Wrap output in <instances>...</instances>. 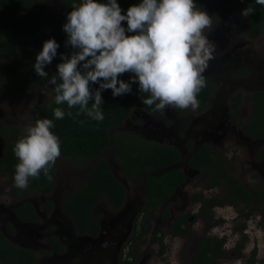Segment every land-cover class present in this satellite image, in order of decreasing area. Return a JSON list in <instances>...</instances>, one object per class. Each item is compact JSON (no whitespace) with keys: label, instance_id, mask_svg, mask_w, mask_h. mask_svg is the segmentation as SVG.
Returning a JSON list of instances; mask_svg holds the SVG:
<instances>
[{"label":"trees","instance_id":"16d2710c","mask_svg":"<svg viewBox=\"0 0 264 264\" xmlns=\"http://www.w3.org/2000/svg\"><path fill=\"white\" fill-rule=\"evenodd\" d=\"M155 2L61 0L59 21L44 43L38 44L36 36L42 20L35 9V0H0V98L25 94L41 84L52 83L48 103L35 113L44 141L0 120V171L14 180L11 194L21 201L36 192L48 194L53 188L57 162L45 142L73 166L96 160L84 185L69 195L64 207L79 233L92 229L97 234L100 225L93 220L96 204L106 200L118 210L126 200L125 184L103 156L114 148L125 175L140 180L149 199L145 215L137 221L126 245V264L137 261L133 245L153 229L148 220L150 211L167 202L164 216H169L168 201L188 179L185 170L176 166L183 157L178 148L122 128L138 107L153 114L162 112L161 101L149 88L148 61L134 29L135 17ZM196 3L223 20L244 19L252 37L263 30L264 0H196ZM247 73L246 68L240 70V74ZM212 92L211 81L206 77L194 79L186 89L188 100L197 111L211 104ZM241 101L242 96H236L233 109ZM251 103L245 131L251 136H264V90H256ZM178 107L181 113L189 111L182 100L178 101ZM232 114L239 115L235 111ZM188 163L201 169L200 183L204 189L220 190L212 197H206L203 191L192 195L193 203H201L195 216L207 219V232L215 225L212 222L215 207L227 204L239 207L241 203H247L248 207L252 203V207L264 206V181L260 191L247 183L242 185L226 167V157L208 145L196 150ZM168 166L173 168L155 174ZM252 213L250 209L246 215ZM17 214L23 220L39 219L29 201H23ZM189 215L178 216L169 232L191 235L194 222L189 221ZM164 236V230L154 231L158 242L163 243ZM50 243L60 252L65 250L56 236ZM224 244L225 238L203 234L190 264H220ZM255 253L250 264L256 261ZM38 261L34 251L16 246L0 232L1 264H38Z\"/></svg>","mask_w":264,"mask_h":264},{"label":"rangeland","instance_id":"374dc122","mask_svg":"<svg viewBox=\"0 0 264 264\" xmlns=\"http://www.w3.org/2000/svg\"><path fill=\"white\" fill-rule=\"evenodd\" d=\"M34 6L42 20L41 31L36 36L37 43L41 44L44 43L61 17V0H35ZM169 16L176 20H185V24L190 22L195 25L196 44H192V50L188 51L189 54L185 64L198 65L199 68L205 69H199L196 74L205 73L206 69H208L212 75L215 73V81L219 82L217 83V103L213 107V117H210L209 120L215 118L218 112H221L224 118L230 104L225 92L231 93L232 91L234 94L240 89L247 95L240 109L242 115L247 117L251 109L249 94L255 85L248 82L241 84L231 78L229 80L227 70H232V68L240 64H251L254 67L253 71L257 73V77L261 79V85L264 87V32L258 39L253 40V43H250L251 40L245 34L243 23L220 22L215 16L207 12H187L179 8L177 4H171L170 0H159V3L154 8L139 17L135 28L137 42L141 45L148 59L150 85L158 95L164 97L166 119L170 121L171 118L175 117L176 112L175 103L171 101L177 98L178 92L185 81L179 80L181 70L178 67L179 57L176 54H173L166 62L160 59L155 61L150 57V32L147 26V24L153 25L157 22L156 20L155 23L153 22V17L157 18L158 21L166 22ZM180 43L185 44V39H181ZM189 43L191 44L192 42L189 41ZM248 46L252 53L248 51ZM182 58L184 61L186 55ZM160 73H163V75ZM231 80L235 82V87L233 88L231 86L234 83ZM242 86H245L247 90L242 89ZM51 87L52 83L48 82L33 88L25 94L1 97L0 119L6 124L19 126L26 133L44 141L35 113L48 103ZM139 116H141L140 120L142 122L136 121L132 117L126 124L150 138L159 137L160 141H163L164 138L170 139L169 135H171L179 141L177 145L182 147L183 157L178 163V167H182L187 171L189 180L176 191L171 200L173 205L172 217L181 213H189L191 221L194 220V224L189 237L183 238L169 234L165 236L163 243L158 242L152 232L149 233L145 240L138 243L139 261L137 264H184L189 262L195 255L198 237L205 232L208 225L206 218L199 217L197 220L194 219L193 214L199 211L201 204L193 205L191 201L192 195L203 191L206 197H210L220 193V190L218 188L204 189L199 182V170L188 166L190 151L183 148L185 138L182 134L180 122L177 125H173L165 120V124H163L161 120L150 117L145 112H141ZM214 136H216L215 142L219 143L223 139L218 133ZM45 143L57 161L58 183L54 192V199L59 202L66 193L78 189L84 184L96 161H92L87 165L77 163L73 166L63 156L58 154L48 142ZM230 143L232 145L226 147L224 151L232 159L231 168H233L232 171L235 175L246 178L251 183L259 181L261 179L260 175L264 177V160L257 159L256 146L248 144L244 139H241L238 144L233 140L226 144ZM103 156L109 159L114 172L128 187L126 206L120 211H115L105 202L99 205L97 212L102 214L100 219L102 230L99 236L79 235L71 218L61 208L56 209L55 214L56 216L58 214L60 222L59 228L64 233V237L70 247L69 253L64 256H53L44 264H120L123 246L132 236L136 216L145 205V189L142 182L130 180L124 174L114 148L107 150ZM238 158L240 159L238 160ZM0 182L3 188V194L0 195V208L7 207L8 214H10L12 220L16 221L15 224L19 231L17 236L22 234V236L34 237L37 231L43 228L44 223L35 225L19 221L16 218L14 207L8 205L10 200L7 192L13 179L7 174H0ZM42 197L39 194H35L32 199L39 210H43ZM214 210V220L212 222H215V226L207 233L211 234V236L225 238L226 252L222 257V264H250L254 249L257 250V253L256 261L253 264H264V224L262 223L264 206H261L259 210L255 209L250 217L230 205L218 206ZM1 211L0 209V214ZM149 218L153 230H165L170 225V219L164 218L158 209L153 211ZM0 224H3L1 220ZM5 231L8 234V229ZM239 244L244 246L242 255L237 250L239 249ZM125 250L126 252L128 251V249Z\"/></svg>","mask_w":264,"mask_h":264},{"label":"flooded vegetation","instance_id":"af4514ba","mask_svg":"<svg viewBox=\"0 0 264 264\" xmlns=\"http://www.w3.org/2000/svg\"><path fill=\"white\" fill-rule=\"evenodd\" d=\"M170 2H171V4H177L179 6V8H182L183 10H185L187 12H195V11H197V12H207L208 14H211V15L215 16L209 10L201 9L200 7H198V5L196 6V4H197L196 0H170ZM158 3H159V0H156L154 5L150 6L142 14H140V15L135 17V19H134V29L136 28L137 19H139V17H142V15L145 14L148 10L154 8ZM185 4L187 6H185ZM215 17L220 22H224L225 21V22H241V23H243L244 26H245V34L251 40L250 43H253L252 41L258 39L264 32V27H263V30L259 34V36L252 37L248 33L247 23H246V21L244 19L240 18V19H235V20H223V19H221V18H219L217 16H215ZM153 18H154L153 22L155 23V20L157 22L155 24H153V25L147 24V26L149 27L148 30L150 32V44H149L150 57L152 59H154L155 61L160 59L163 62H166L173 54H176L179 57L178 67H179V70H181L180 79L179 80L180 81H185V82L182 84V87L180 88V90L178 92L177 98H175L174 100L171 101V102L175 103L176 112H175V117L171 118V121H170L169 119H166L165 99H164V97H161L160 95H158L154 91L152 86L150 85L151 83H150V79H149V63H148L147 64V78H148L149 88H150L151 92L153 93V95L156 96L161 101V103H162V112L160 114H153V113L148 112L144 108L138 107V108L134 109L133 113L127 118V120L124 122L122 128L125 129V130H128V131L137 133V134L143 136L144 138L153 139V140H155L157 142H160V143H163V144H169V145L175 146L176 148H178L180 150V152L183 155V151L181 149L182 147H178L177 144L179 143V141L176 139V137L169 135L170 139L169 138H164L163 141H160L159 137L150 138V137L146 136L144 133L135 130L134 127L131 128V126L129 127L126 124L127 121L130 118H132V117H134V119L136 121L142 122L140 120L141 116H139V115H141V112H145L150 117H155V118L161 120V122L163 124H165V120H166V122L172 123L173 125H177L178 122H180L181 129H182V134H183V136L185 138V145H184L183 148L190 151V154L188 156V160H189L190 156L196 150H198L202 145H208L212 150L220 152L226 157V167L228 168L229 172L232 175L237 177L242 182V185L247 183L250 186H252L255 189L260 191L262 189L261 182L264 181V177H262L260 175L261 179L259 181H256L255 183H251L246 178L236 176L235 173L232 171L233 168H231V164H232L231 160L232 159H230L228 154H227V152L224 151L226 149V147L232 145L231 143L227 145L226 144L227 142L233 140L234 142H236L238 144L239 142H241V139H244L248 144H254L256 146V149H257L256 153H257V156H258L257 159L264 160V136H261V137L251 136L250 134H248L245 131V124L247 123L248 118L251 115V109H250V114L247 117L246 116L244 117L242 115L240 109H241V105H242V103L244 101V98H246L247 95H245L244 92H242L241 89L238 90L237 92H235L234 94L232 93V91H231V93L225 92L226 97L229 98V100H230V104L228 105V111L226 113V116H224V118H223V115L221 114V112H218L217 116L215 118H213L212 120H209L210 117H213V107H214L215 103H217L216 102V100H217L216 94L218 92L217 83H219V82L215 81V79H216L215 73H213V75H212L211 72L209 73L208 69H206L205 73L196 74L199 69L200 70H205V69L204 68H199L198 65L185 64V61H186V59L188 57V54H189L188 51L192 50V48H193L192 44H196L195 40H196L197 36H196L195 25L193 23H190V22L185 24L184 23L185 20H181V19L176 20L174 18H171L170 16L168 17V21H166V22H161L160 20L158 21V19L157 18L155 19V17H153ZM135 32H136V29H135ZM136 38H137V34H136ZM181 39H185V44H181L180 43ZM189 41H191L192 43L190 44ZM140 47H141V45H140ZM141 49H142V47H141ZM247 49H248V51H250V47L249 46H248ZM142 52H143V50H142ZM143 54H144V52H143ZM185 55H186V58L183 61L182 57H184ZM144 56L146 57L145 54H144ZM147 61H148V59H147ZM242 68H246L248 70L247 75L240 74V70ZM253 68H254L253 65H251V64L247 65V64L244 63V64H240V65L232 68V70H230V69L227 70L228 74H229L227 77L229 78V80L231 78V79H234V81L236 80L238 83H241V84H244L245 82H248V83H250L252 85H255L253 87V90H251V92L249 94L250 102H251V97H252L253 93L256 90H264V87L261 85V79H259L257 77V73L255 71H253ZM160 74L163 75V73H160ZM200 77H206V78H208L211 81V86H212L213 92H212V102H211V104L207 108L197 111L195 106L188 100V97L186 95V89L188 88V86L190 85V83L194 79L200 78ZM177 82H179V81H177ZM233 83L234 84L231 86V88L235 87V82H233ZM249 86H251V85H249ZM243 88L245 90H247V88L245 86H242V89ZM238 95L242 96V101H241V103H240L238 108L233 109L232 104H233V102L235 100V97L238 96ZM179 100H182L183 102H185L186 108H189L188 112L181 113L179 111V107H178V101ZM251 106H252V103H251ZM233 111L237 112V114H239V115L237 117L233 116V114H232ZM139 112H140V114H139ZM0 120L4 124H6L2 119H0ZM6 125L7 126H13V125H9V124H6ZM216 133H218L219 136L221 138H223L219 143L214 141V140H216L215 139L216 136H214ZM239 159L240 158H238V160ZM92 161L95 162L96 160L92 159L89 163H91ZM108 161H109V159H108ZM109 164H110V167L112 168L110 161H109ZM188 166H191V165L188 163ZM191 168H194V167L191 166ZM194 169H197V168H194ZM112 170H113V168H112ZM122 170H123V168H122ZM197 170H199L198 175H199V182H200L201 169L198 168ZM113 172H114V170H113ZM123 172H124V170H123ZM0 174L1 175H5L2 171H0ZM7 175L10 177L9 174H7ZM115 175L125 184V182L116 173H115ZM57 179L58 178H57V163H56L55 182H54V185H53V188H52L51 192H49L48 194L36 192L32 196H30V197H28V198H26L24 200H21V201L20 200H15L14 196L11 194V190H12L13 186L15 185L14 180L11 183L9 191L7 192L8 198L10 200L9 201L10 203L8 205L10 207H14L16 218L19 221H23L24 223H30V224H35V225L39 224V223L40 224L44 223L43 228L39 229L37 231V233L34 235V237H30V236L26 237V236H22V234L17 236L19 231H18L17 225L15 224L16 221L12 220V218L10 217V214H8V212H7L8 208L7 207L4 206V207L0 208L2 210L1 214H0V220L3 222V224H0V232L2 234H4L11 241V243L15 244L16 246H18L20 248H23V249L34 251L36 253V255H37V258L39 259L38 264H44L47 260H49L53 256H64L67 253H69V248L70 247L68 245V242H67L66 238L64 237V233L59 228L60 222H59L58 214L56 216L55 213L57 211L56 209L61 208L62 211L68 217H70L67 214V212L65 211L64 205H65V202H66L67 198L69 197V195L73 191H75L76 189L73 190V191H70L69 193H66L61 198V201H59V202L56 201L54 199V192L57 189V183H58ZM86 180H87V178H86ZM86 180L84 181V183L86 182ZM130 180L137 181V179H130ZM188 180H189V178L187 179V182H188ZM186 183H184V184H186ZM142 185H143V183H142ZM183 185H181V186H183ZM125 186H126V200H125V202L123 203V205H122V207L120 209L115 210L106 200H101L94 207V217H93L94 219L93 220L97 221L99 223V225H100V230H99V232L97 234H95L92 229H89V231H87L86 233H79L74 221L70 217L71 220L73 221L74 227H75V229H76V231H77V233L79 235L99 236V234L101 233V230H102V223H101V220H100L102 214L97 212L98 211L97 208L99 207V205H101L103 202H105L108 205H110V208H112L115 211L122 210L126 206V203L128 201V187H127L126 184H125ZM180 187H178L176 189V191ZM144 189H145V200H146V202H145L144 207L139 211L138 215L136 216V220H135V222L133 224L134 226H133L132 235L134 233L135 225H136L137 221L141 220V216L142 215L143 216L145 215L144 209H145L146 205L149 202V199H148V197L146 195V187L145 186H144ZM176 191L173 193L172 197L168 201V203H169V208L168 209L170 211V215L169 216H164L165 209H166V206H167V202H166L165 206L158 207V208H156L154 210H151L150 213L148 214V220L150 221L149 216L151 215V213L153 211L158 209V210L161 211V214H162V216L164 218L170 219L169 227L164 230L165 231V236H167L169 234L172 235V236H177V235H173L171 232H169V229L171 228V226L173 225V223L175 222V220H176V218L178 216L186 214V213H181V214H179L177 216H173L172 217L173 205H172L171 200H172L174 194L176 193ZM2 194H3V188H2V184L0 182V195H2ZM35 194H39V195L43 196L42 197L43 198L42 199L43 210H41V209L39 210L37 208L36 204L33 202L32 199H33V196ZM210 197H212V196H210ZM44 198H45V200H44ZM23 201H29L34 206V208H35V210L37 212V215L39 216L38 220H23V219H21L18 216L17 208L23 203ZM48 202H50V204H48ZM195 204H201V203H193V205H195ZM253 205H254V203H252V205H250V207H248L247 203H241V206H239V207L234 206V205H230V206H233V207L237 208L242 214H245V215H246V213L249 212L250 209H252L253 211L255 209L259 210L261 208V206H263V205H260L259 207H252ZM200 207H199V211H200ZM214 209H216V207L213 208V211H215ZM199 211L197 213L193 214L195 220L199 219L198 216H195L196 214L199 213ZM245 211H247V212H245ZM251 215H253V214H251ZM190 216L191 215H189V217H188L189 221L192 220ZM250 216H247V217H250ZM7 229H8V234L5 231ZM157 230H159V229H157ZM160 230H163V229H160ZM210 230L208 232H210ZM154 231H156V229L155 230L152 229V231H151L153 235H154ZM203 234H207V236H211V234H208L206 230H205V232H203L201 234V236ZM53 236L58 237L60 242H62V244L65 246V250L63 252H60L57 249H55V247L50 243V239ZM165 236H164V239H165ZM189 236L190 235L187 234V235L178 236V237H183L184 238V237H189ZM131 237L128 240V242L126 244H124V246H123V252H122V255L120 257V264H126L127 263L126 262V257L127 256H126V250L125 249H126V245L130 242ZM145 239H146V235L144 237H141L133 245V249L137 252V254H138V251H137L138 243L140 241L145 240ZM198 240H199V237H198ZM223 247H224L225 251H224L222 257L224 256V254L226 252L225 244H224ZM243 248H244V246L243 247L241 246V249H237V246H236V249L239 251L240 255H242ZM195 249H196V253H197L198 252L197 246H195ZM254 251L257 253L256 249H254L253 252ZM253 252H252V256H253ZM196 253H195V255H196ZM256 253H255V258H256ZM222 257L219 259V263L220 264H222V261H221ZM131 259H132V257H131ZM127 261H129V260H127ZM138 261H139V257H138L137 261H135L134 264H137ZM190 261L187 262V263H184V264H190ZM0 264H1V262H0Z\"/></svg>","mask_w":264,"mask_h":264},{"label":"water","instance_id":"95a60500","mask_svg":"<svg viewBox=\"0 0 264 264\" xmlns=\"http://www.w3.org/2000/svg\"><path fill=\"white\" fill-rule=\"evenodd\" d=\"M176 166L178 167V164H176ZM172 168H173V166H168V167L162 169L161 171H157V172H155V174L163 173L164 171H167V170L172 169ZM185 172L187 173L186 170H185ZM187 174H188V173H187Z\"/></svg>","mask_w":264,"mask_h":264}]
</instances>
